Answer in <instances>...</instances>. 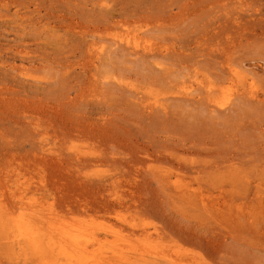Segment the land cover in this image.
Segmentation results:
<instances>
[{
	"label": "rangeland",
	"instance_id": "1",
	"mask_svg": "<svg viewBox=\"0 0 264 264\" xmlns=\"http://www.w3.org/2000/svg\"><path fill=\"white\" fill-rule=\"evenodd\" d=\"M0 202L103 264H264V0H0Z\"/></svg>",
	"mask_w": 264,
	"mask_h": 264
},
{
	"label": "bare ground",
	"instance_id": "2",
	"mask_svg": "<svg viewBox=\"0 0 264 264\" xmlns=\"http://www.w3.org/2000/svg\"><path fill=\"white\" fill-rule=\"evenodd\" d=\"M119 39L120 41L125 42L128 47H130L129 45H132V47L134 48L141 46V42L139 41V38L137 36H129L128 34H125V35H121ZM144 48H148V47H144ZM22 201L23 200L20 198L18 201L19 207L14 209L13 211L19 208L22 209V207L24 206L21 203ZM4 210H2V206L0 204V220H2V218L5 216V215L3 216ZM24 214L25 213L22 212L20 216L23 217ZM21 217L16 218L17 220L15 218L10 219L9 224H6V223L0 224L4 228L7 234L6 243L10 247L13 248V249L10 248L12 252L17 250L18 252H20L22 255L26 257H28V254L30 253L32 254L37 253L39 254L40 262L42 264H54V263L56 264H103L100 259H103L105 256L101 255L100 253L94 254L93 252L89 251L86 245L87 241L85 242L86 244H82V241L79 240L77 234L76 233L74 234V231L72 229L70 228L65 229V226L63 225L56 226L58 224H55V227H54L51 223L52 221H50L49 219L48 221H45V223L47 224V228H48L47 229L48 234L45 235L44 233H41L39 229L41 225L38 227L37 223H36L37 225L33 223H29V221H27L28 219H26L25 217H23L24 219H22ZM35 217H36V214H35ZM11 221L14 223H12ZM40 221L42 220L40 219ZM114 232L116 233V231ZM118 238H120V236ZM148 239H150V237H148L147 240ZM115 240H117V237ZM142 249H145V248H142ZM136 252H138V250ZM142 252H139V255L141 257H143L144 255ZM148 252H149V249H148ZM167 256L163 255L161 257H167Z\"/></svg>",
	"mask_w": 264,
	"mask_h": 264
}]
</instances>
